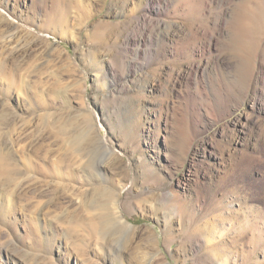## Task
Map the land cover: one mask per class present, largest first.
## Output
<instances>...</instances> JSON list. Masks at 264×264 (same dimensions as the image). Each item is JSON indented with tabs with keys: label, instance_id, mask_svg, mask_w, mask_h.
Instances as JSON below:
<instances>
[{
	"label": "rangeland",
	"instance_id": "obj_1",
	"mask_svg": "<svg viewBox=\"0 0 264 264\" xmlns=\"http://www.w3.org/2000/svg\"><path fill=\"white\" fill-rule=\"evenodd\" d=\"M0 264H264V0H0Z\"/></svg>",
	"mask_w": 264,
	"mask_h": 264
},
{
	"label": "bare ground",
	"instance_id": "obj_2",
	"mask_svg": "<svg viewBox=\"0 0 264 264\" xmlns=\"http://www.w3.org/2000/svg\"><path fill=\"white\" fill-rule=\"evenodd\" d=\"M112 209H114V211H113L114 212V218L118 221V223H120L122 225H126V226L129 225L128 221L126 219H124V217L122 215L119 214L120 213L119 211L115 210V208H112Z\"/></svg>",
	"mask_w": 264,
	"mask_h": 264
}]
</instances>
